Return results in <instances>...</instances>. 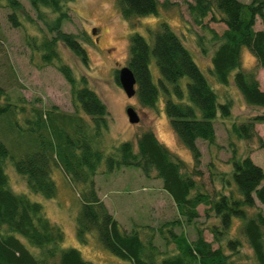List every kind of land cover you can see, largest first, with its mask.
Listing matches in <instances>:
<instances>
[{"label":"trees","instance_id":"trees-1","mask_svg":"<svg viewBox=\"0 0 264 264\" xmlns=\"http://www.w3.org/2000/svg\"><path fill=\"white\" fill-rule=\"evenodd\" d=\"M42 22L48 37L41 31L27 44L41 54L45 65H52L70 86L73 113L28 107L25 99H11L0 88V132L18 133L27 138L19 149H8L0 133V264H93L84 260L74 248H63L64 232L50 222L43 206L28 194L14 192L9 186L6 165L10 161L25 180L27 191L53 200L57 185L53 178L58 169L78 189L81 203L76 217V236L86 244L95 234L99 244L110 254L130 264H234L242 242L230 238L233 219L242 221L239 231L257 264H264V170L249 155L237 156L236 147L228 161L229 171L217 176L221 189L209 194L201 189L197 177L202 153L198 141L216 144L215 122L228 120L232 103L218 102V96L180 37L162 22L149 32V38L133 34L129 40L127 68L132 72L135 97L143 108L154 109L160 94L170 126L180 144L191 154L192 167L168 150L151 130L142 132L136 142H123L110 152L103 150L109 130V112L102 99L89 87L85 76L76 79L71 67L62 61L60 45L76 56L83 65L88 55L79 37L63 32V22L70 21L69 4L74 0H28ZM119 13L126 21L157 15L158 0H116ZM11 13L9 21L20 27L18 13L23 10L18 0H0ZM192 22L210 35L215 47L210 59V74L223 86L232 82L244 103L264 109V91L260 89L257 70L264 69V30H255L256 19L264 24V0H192L187 2ZM221 23L225 29L218 34L204 20ZM29 22H33L28 17ZM200 50L206 53L204 36L199 37ZM247 48L256 64L251 71L241 68V51ZM154 59L159 71L158 85L153 81L150 63ZM115 70V80L118 81ZM186 83H182L183 79ZM19 116H22L20 120ZM264 124V113L242 123H232L238 140L257 137L255 126ZM21 135V134H20ZM5 142V141H4ZM138 168L144 176L161 180L162 189L171 198L177 218L159 229L144 228L131 232L123 229L99 197L94 178L123 168ZM214 215L217 224L209 227L213 241L208 242L199 228L196 239L189 240L175 229L193 224L199 217L198 207ZM166 250L155 243L157 235ZM39 250L35 256L23 242ZM218 247L214 248L213 245ZM171 247V249H170Z\"/></svg>","mask_w":264,"mask_h":264},{"label":"rangeland","instance_id":"rangeland-1","mask_svg":"<svg viewBox=\"0 0 264 264\" xmlns=\"http://www.w3.org/2000/svg\"><path fill=\"white\" fill-rule=\"evenodd\" d=\"M23 10L18 13L20 27H14L8 19L11 10L5 3L0 4V88L10 95L12 101L22 97L28 107L52 109L71 114L74 109L71 103L70 86L52 65H45L41 54L34 51L27 39L37 37L41 41L43 31L48 37L42 22L37 21L35 10L28 0H18ZM160 3L157 15H151L134 21L124 20L118 9L116 0H74L69 4L70 21L63 22L61 30L79 37L88 55V64L83 65L63 45H60L62 61L69 65L76 79L85 76L89 87L102 99L109 112V130L105 136L103 150L110 152L123 142H136L144 131L151 130L159 141L180 160L192 167L190 152L180 144L173 132L164 109V95L160 94L154 109L143 108L137 98H127L122 88L115 80V70L127 66L129 57V40L133 34L149 38V32L155 30L160 23L165 22L176 33L189 50L195 63L204 74L209 84L218 96V102L231 101L232 115L228 120L217 119L215 122L216 144L198 141L202 153L201 171L198 183L201 189L209 194L221 189L217 179L222 173L229 171L228 165L232 157L233 146L236 155H249L252 161L264 170V146L260 147L258 138L250 141L238 140L232 133V123H242L248 118L264 113V109L247 106L232 82L234 73L230 75L228 86L220 85L210 74V59L214 45L209 42L210 35L196 26L187 11L186 3L192 0H158ZM249 3L251 0H239ZM28 17L33 22L28 21ZM209 28L221 34L225 26L221 23L204 20ZM255 30H264L263 22L257 18ZM204 36L206 53L200 50L199 37ZM255 58L247 49L241 51V68L251 71L255 68ZM153 81L158 85L159 71L154 59L150 63ZM260 89L264 91V69L257 70ZM183 79L182 83H186ZM185 85V84H184ZM127 108H132L139 117L137 124H131L127 117ZM22 120V116H19ZM257 134L264 142V124L255 126ZM2 142L11 151L19 149L22 140L28 137L25 132L8 135L1 129ZM21 134V135H20ZM5 141V142H4ZM10 188L17 193H26L29 198L40 203L50 222L59 226L64 232L63 248L77 249L84 260L93 264H130L110 254L91 234L86 244H80L76 236V217L81 207L78 189L72 185L58 169L54 170L53 178L57 185V195L53 200H46L27 191L25 180L17 174L12 163L8 161L5 169ZM144 176L138 168H123L112 173H100L94 182L99 197L103 200L109 212L126 231H143L146 227L159 229L166 222L177 218V212L171 198L162 189L161 180ZM205 207L199 206L198 219L191 225L184 224L176 228V233L184 232L189 240L196 239L197 228L203 231L208 242L213 241L209 227L217 224L213 214H205ZM242 221L233 219L230 227V238H238L242 242L240 254L234 257V264H257L253 253L245 239L239 235ZM30 251L38 256L39 250L22 239ZM155 243L166 250L160 235ZM214 248L218 245L214 243ZM171 249V247H170Z\"/></svg>","mask_w":264,"mask_h":264},{"label":"water","instance_id":"water-1","mask_svg":"<svg viewBox=\"0 0 264 264\" xmlns=\"http://www.w3.org/2000/svg\"><path fill=\"white\" fill-rule=\"evenodd\" d=\"M119 85L122 88L124 94L127 98H132L135 96V78L132 72L127 67H123L118 72ZM127 117L131 124H137L139 122V117L132 108H127Z\"/></svg>","mask_w":264,"mask_h":264}]
</instances>
